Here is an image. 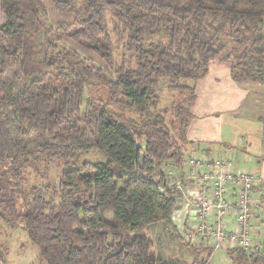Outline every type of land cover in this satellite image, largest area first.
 <instances>
[{
    "label": "trees",
    "instance_id": "trees-1",
    "mask_svg": "<svg viewBox=\"0 0 264 264\" xmlns=\"http://www.w3.org/2000/svg\"><path fill=\"white\" fill-rule=\"evenodd\" d=\"M77 2L80 18L47 30L36 58L33 37L46 27V5L66 13ZM0 7V219L23 225L44 264H170L154 253L146 226L169 220L182 193L162 177L152 180V165L159 169L172 161L177 167L184 150L164 118L148 108L157 102L160 79H204L225 50L226 34L235 45L228 55L231 80L264 82V0H0ZM107 12L127 32L133 66L125 59L113 65ZM60 38L86 49L105 68L73 48H60ZM111 69L114 80L106 77ZM92 80L108 92L110 107L81 108ZM113 105L141 118L140 129L114 115ZM176 115L185 133L188 108ZM137 140H144L153 164L146 158L140 164ZM89 149L106 162L76 164L78 153ZM41 160L65 166L51 196L47 186L23 189L24 169ZM233 260L252 264L264 261V254L241 251Z\"/></svg>",
    "mask_w": 264,
    "mask_h": 264
},
{
    "label": "rangeland",
    "instance_id": "rangeland-1",
    "mask_svg": "<svg viewBox=\"0 0 264 264\" xmlns=\"http://www.w3.org/2000/svg\"><path fill=\"white\" fill-rule=\"evenodd\" d=\"M79 7L80 2H77L74 10L66 13H60L53 10L49 5H46V27L33 37L37 50L36 58L40 57V54L44 49V33L49 29L54 31L57 24L60 22H72L75 19L80 18L78 12ZM106 20L112 42L113 65L117 66L123 59H125L133 66L135 64L136 55L133 50H129L127 48V32L124 30L122 24L119 23L109 12L106 13ZM262 31L264 34V22ZM158 37L159 35H156L153 39L156 40ZM222 40L226 47L225 50L211 62L210 69L212 70L218 67L228 69L230 62H233V58L228 57V55L235 47L234 42L227 34L223 36ZM58 44L60 48L66 47L75 49L82 57L90 58L98 68H105L104 64L96 56L92 55L83 47L74 44L67 38H60L58 40ZM34 77H36V75L26 78L24 83L27 84L29 80ZM106 77L108 80L115 79L113 69L107 70ZM198 81H171L169 78H162L159 80V85L155 90L157 102L153 106H150L148 110L149 112L158 114L164 118L166 127L170 132L171 139L175 141V145L179 147L181 151L184 150V157L183 162L177 167L172 163V161H165L160 165V167H158L159 169L155 168L153 158L152 160H147L151 161V163L153 162L152 167L154 169V175L151 178L152 180H155L158 176L163 178V170L165 168H172L174 172L172 171V174H170L172 177L169 181L167 179L168 182L166 181V185L174 182H180L184 176L183 165L189 154L188 148L192 145L197 151L201 152L204 150L207 152L218 151L219 154L217 155L221 157H230L234 163L239 165V168H244V171L253 172L256 169L253 164L247 162L249 159L245 150L248 144H250V140L247 137V133L244 132V129H242L239 124V119L242 114H244V117L242 118H248L250 115L248 113H243L245 110L240 112V114L235 112L236 115H233L226 110H222L223 108L221 109L218 104L216 105V112L219 113L218 119L212 115L207 117H198L195 111L192 112L193 105L196 103L195 90H197ZM260 83L264 84V82ZM249 84L250 86H254V84L257 86L256 83L249 82ZM176 86H187L193 88V91L178 88ZM102 87V84L96 80H92L86 86L81 102V108L83 110L87 108L89 103L94 104L96 107L102 106L104 108H108L111 106L112 102L110 101V96ZM263 89L264 87H260V91ZM245 92L248 93V97L257 94L255 90L253 92L252 87L246 88ZM262 96L259 99L256 96H253L255 104L257 103L255 107L257 111L262 109V106H264V93ZM187 108L189 110L190 119L187 130L184 133L179 125V121L182 117H177L176 114L181 111L184 113ZM112 112L117 117L122 116V118L125 119L124 123L130 127L131 130L138 131L140 129L139 126H136V124L141 120V118H137L132 111L127 109L125 110V107L121 108L120 106L113 105ZM242 124H248L247 126L252 127L253 130L261 128L260 121H248ZM206 126L210 127V130H206ZM225 127L227 129L233 127L232 136L229 138L226 137L225 131L223 132ZM219 133H222L221 138ZM219 139L220 141L222 139V141H226L229 144L231 143L232 146L222 145L219 143ZM137 144L141 148V152L145 154L144 140H137ZM237 156H239L242 161H237ZM235 160L237 162H235ZM74 161L76 164L83 162L105 163L106 158L98 151L89 149L78 153L77 158ZM64 168L65 166L61 162L45 163L43 160L40 162H31L22 173L23 189L29 191L31 186H47L46 195L51 196L53 192L52 189L57 187L60 174ZM186 213L185 199L181 198L178 201L176 208L172 211L169 220L161 219L146 226V235L152 242L154 253L159 256L161 260L167 261L170 264H201L205 261H207L208 264H235L233 258L235 259L237 253H240L241 251L226 252L223 250H217L212 253L209 248L199 245V242H186V238L183 233L184 228L186 229ZM112 218V213H108L105 216L106 220H111ZM261 254L262 253L259 252V256ZM263 262L264 261H259L252 264H264ZM0 264H44L39 260L37 247L27 237L22 224L8 223L0 219ZM248 264L251 263L248 262Z\"/></svg>",
    "mask_w": 264,
    "mask_h": 264
},
{
    "label": "built area",
    "instance_id": "built-area-1",
    "mask_svg": "<svg viewBox=\"0 0 264 264\" xmlns=\"http://www.w3.org/2000/svg\"><path fill=\"white\" fill-rule=\"evenodd\" d=\"M145 158L152 160L150 155ZM172 171L163 170L165 183L171 179ZM183 171L180 182L167 186L176 187L185 199L186 242H199L212 253L258 252L260 245L254 241L253 232L263 200L261 176L235 166L230 158L197 151L193 145Z\"/></svg>",
    "mask_w": 264,
    "mask_h": 264
},
{
    "label": "crops",
    "instance_id": "crops-1",
    "mask_svg": "<svg viewBox=\"0 0 264 264\" xmlns=\"http://www.w3.org/2000/svg\"><path fill=\"white\" fill-rule=\"evenodd\" d=\"M3 21L4 17L1 10L0 25L3 23ZM251 83H256L257 86L255 84L254 86H250L249 82L236 83L232 81L229 76V68L225 69L222 67H218L214 68L213 70L210 69L209 74L197 83V90H195L196 103H194L193 105L192 112L195 111L198 117H207L212 115L213 117L218 119L219 113L216 112V105L218 104L220 105L221 109L223 108L222 110H226L233 115H236L235 112L240 114V112H243V110H245L243 113H248L250 116H248V118H242L244 117V114H242L239 119V124L241 125V128L244 129V132L247 133V137L250 140V144H248L245 150L249 159V161L247 162L253 164L256 167V169L254 168L255 170L253 172L260 175L264 182V106H262V109L257 111V109L255 108L257 103L255 104V100L253 99V96H256L258 99L262 96V94L264 93V89L260 91V87L263 88L264 84L260 82ZM248 87H252L253 92L255 90L257 94L248 97V93L245 92L246 88ZM248 121H260L261 128H256L253 130L252 127L247 126L248 124H242ZM209 128L210 127L206 126V130H210ZM224 131L226 137L229 138L232 136L233 127H230L228 129L225 127L223 132ZM221 135L222 133H219L220 138ZM219 143H221L222 145L232 146L231 143L229 144L226 141H222V139L221 141L219 139ZM203 152L205 154H219L218 151L207 152L206 150H204ZM236 160L242 161L239 156L236 157ZM236 160L235 162H237ZM234 164L237 167L239 166L236 163ZM253 233L254 241L260 245V250L258 252L264 254V197L261 204V210L255 222Z\"/></svg>",
    "mask_w": 264,
    "mask_h": 264
},
{
    "label": "water",
    "instance_id": "water-1",
    "mask_svg": "<svg viewBox=\"0 0 264 264\" xmlns=\"http://www.w3.org/2000/svg\"><path fill=\"white\" fill-rule=\"evenodd\" d=\"M140 159H139V161H140V164L142 165V163H143V160H144V158H145V154L143 153V152H140Z\"/></svg>",
    "mask_w": 264,
    "mask_h": 264
}]
</instances>
